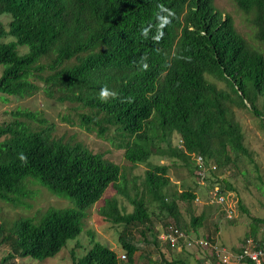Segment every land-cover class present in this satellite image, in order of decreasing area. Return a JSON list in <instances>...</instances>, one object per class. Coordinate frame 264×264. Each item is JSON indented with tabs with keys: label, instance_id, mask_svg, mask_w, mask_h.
<instances>
[{
	"label": "trees",
	"instance_id": "1",
	"mask_svg": "<svg viewBox=\"0 0 264 264\" xmlns=\"http://www.w3.org/2000/svg\"><path fill=\"white\" fill-rule=\"evenodd\" d=\"M235 3L253 17L255 37L264 43V0ZM4 15L10 22L8 28L0 24V94L31 97L41 90L35 82L42 81L48 97L60 91L54 99L87 109L79 114L81 127L101 137L112 129L119 132L132 166L148 163L162 145L165 154L188 165L195 164L194 155L202 156L212 175L240 155L251 158L234 107L249 105L264 122L258 110L259 101L264 103V53L248 44L215 0H0ZM9 37L14 39L4 41ZM20 47L28 51L21 54ZM104 88L115 96L101 100ZM51 130L34 129L18 118L0 124V200L13 203L35 182L74 206L51 207L38 222L26 219L10 229L0 240L10 248L0 264L16 257H55L82 233L89 210L111 187L133 211L125 212L117 196L105 198L99 213L106 221L125 229L139 224L152 232L155 208L157 216L174 218L172 225L182 229L178 201L192 206L197 194L184 190L168 202L167 166L149 165L142 189L130 196L120 165L80 142L55 139ZM174 134L183 142L180 149L172 146ZM223 184L219 190L226 194L232 187ZM204 219V214L192 215L191 227L198 229ZM252 219L249 235L256 240L264 219ZM120 240L134 264L140 248L123 235ZM154 242L158 245L155 237ZM210 250L213 264H220ZM161 256L164 264H186ZM119 259L96 242L83 257H73V264H120Z\"/></svg>",
	"mask_w": 264,
	"mask_h": 264
},
{
	"label": "rangeland",
	"instance_id": "2",
	"mask_svg": "<svg viewBox=\"0 0 264 264\" xmlns=\"http://www.w3.org/2000/svg\"><path fill=\"white\" fill-rule=\"evenodd\" d=\"M216 8L224 15H230L234 19L235 28L246 39L248 44L264 53V43L255 37L256 28L251 20L252 16L239 10L235 0H215ZM10 16H0V24L8 28ZM14 38H6L10 41ZM27 47H20L21 54L26 53ZM4 66H0V76ZM48 73L43 76L46 77ZM219 88L228 90L226 84L215 80ZM41 90L31 97L19 98L0 94V124H9L16 118L28 123L34 129H45L51 127V135L65 143L74 144L80 142L87 146L92 152L104 155V157L121 166L123 174L127 179V192L130 196L142 189L145 174L149 165L167 166L171 183L167 189L168 202L176 198L177 194L184 190H194L198 202L194 201L192 206L184 201H178L180 207V223L182 229L193 237L211 238L215 243L230 251L238 252L245 240L252 239L257 244H264V225H260L257 239L250 237L249 233L253 226L252 218L264 219V122L256 117L248 108L234 107L235 120L241 125L244 135V144L248 148L251 158L240 155L231 164L219 168L215 175L208 170L207 178L201 183L196 175L195 164L188 165L176 157L164 153L166 145L160 146V150L148 163L132 166L125 158L126 140L115 130H110L104 137L96 131H89L80 126L79 114L87 112V109L75 102H59L54 99L62 95L56 92L54 98L46 95L45 85L42 81L35 82ZM258 110L263 113L264 103H258ZM21 114L17 117L16 113ZM31 114L29 118L26 114ZM44 120L41 123L38 120ZM3 138L0 139L2 141ZM172 146L179 147V136L174 134L171 138ZM157 146L156 148H158ZM193 159V158H192ZM194 161V160H193ZM223 181L228 182L232 189H225L226 205L233 210L232 219L226 217L221 206L209 203V194L212 190L223 187ZM117 196L122 209L131 213L133 206L129 201L118 195L111 187L104 198L94 205L88 213L84 222L82 233L74 240H69L67 246L53 258L45 260L33 259L31 257L12 259L9 264H73V257H83L96 242L107 245L114 250L118 257L126 255L122 247L120 237L130 240L140 248L134 264H164L161 262L162 254L170 260H182L186 264H213L211 250L188 249L184 246L173 248L161 241L160 236L167 224H175L174 218L169 216H157L155 212L152 217L153 231L144 230V226L135 224L127 229L123 225H115L106 221L99 213V208L104 204L105 198ZM63 209L74 207L71 201L64 197L51 194L46 188L35 182L28 183L27 195L16 197L13 203L0 200V240L10 233V229H18L20 222L32 219L38 222L40 217L49 208ZM205 215V219L198 229L191 227V216ZM186 226V227H185ZM185 227V228H184ZM157 239L158 245L154 242ZM10 252L8 245L0 246V260ZM120 264H130L128 258L119 259ZM240 264H247L240 263Z\"/></svg>",
	"mask_w": 264,
	"mask_h": 264
},
{
	"label": "built area",
	"instance_id": "3",
	"mask_svg": "<svg viewBox=\"0 0 264 264\" xmlns=\"http://www.w3.org/2000/svg\"><path fill=\"white\" fill-rule=\"evenodd\" d=\"M180 146L182 147V140H179ZM193 160L195 162L196 175L201 183L207 178V168L205 166V161L202 156L194 155ZM209 203L217 204L221 206L225 212L227 218L232 219L234 216L233 210L227 207L226 197L217 188L212 190L209 194ZM200 199L196 197L195 201ZM162 242L168 244L173 248H181L182 246L188 249H212L217 261L220 264H240L245 263L247 260L251 264H263L264 263V244H257L252 239H247L241 246L238 252H233L227 248L219 245V243H211L206 238L203 237H193L179 229L176 225L166 226L160 236ZM120 259H126L125 255L120 256Z\"/></svg>",
	"mask_w": 264,
	"mask_h": 264
},
{
	"label": "clouds",
	"instance_id": "4",
	"mask_svg": "<svg viewBox=\"0 0 264 264\" xmlns=\"http://www.w3.org/2000/svg\"><path fill=\"white\" fill-rule=\"evenodd\" d=\"M110 96H115L114 92H110L107 88L102 89L101 93H100V99L103 101H107V99ZM21 159H25L23 156L21 157Z\"/></svg>",
	"mask_w": 264,
	"mask_h": 264
}]
</instances>
